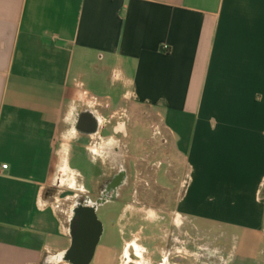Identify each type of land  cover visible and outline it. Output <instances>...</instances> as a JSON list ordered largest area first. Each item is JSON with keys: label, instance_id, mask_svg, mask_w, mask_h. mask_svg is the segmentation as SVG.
Listing matches in <instances>:
<instances>
[{"label": "crops", "instance_id": "1", "mask_svg": "<svg viewBox=\"0 0 264 264\" xmlns=\"http://www.w3.org/2000/svg\"><path fill=\"white\" fill-rule=\"evenodd\" d=\"M150 117L187 227L240 236L236 264H260L264 0H0V264H70L77 196L117 152L146 170L149 141L133 151L116 129Z\"/></svg>", "mask_w": 264, "mask_h": 264}, {"label": "flooded vegetation", "instance_id": "2", "mask_svg": "<svg viewBox=\"0 0 264 264\" xmlns=\"http://www.w3.org/2000/svg\"><path fill=\"white\" fill-rule=\"evenodd\" d=\"M80 122L85 130L90 128L87 116ZM116 130L123 133L125 137L128 136V130L124 125H119ZM157 148L158 145L154 144L150 151L151 161L146 170L138 166L130 150L127 154L117 152L116 156L112 158L111 176L91 193H81L77 196L71 217L73 242L70 248L61 255L64 261L70 264H79L72 261L70 257L79 239L84 242L92 240L95 231L92 216L101 227L102 234L89 264H98L95 259L101 251H106L114 259L107 264H145V258L150 256L144 246V241L147 238L144 237L143 222L145 221L152 224L168 223L162 227L163 235L154 237L155 249L160 255V259L157 263L153 261L150 264H185L176 261V257L182 256V253L186 259H191L194 256L197 264H236L240 260V244H242L240 236L238 238L230 237L231 251H227V253L216 251L210 255L214 249L210 248L207 234L197 230L192 231L191 227H187L184 217L179 216L176 212L175 190L171 186L163 187L156 178L159 166L156 160L153 161V157ZM165 164V169L168 170L171 164L169 161H165ZM145 177L149 178L148 181L143 179ZM167 177L169 183L173 184L172 177L169 175ZM116 203L122 207V211L116 215L121 244L100 246L105 226L99 219V211L105 205ZM150 215L154 218H148ZM181 227L184 230L179 229L180 231H178V228ZM194 233L196 237H194ZM182 237L184 240L180 241ZM221 240L224 242L228 238L224 236ZM193 248L198 250L193 253ZM226 256L228 258L225 263ZM262 260L261 264H264V259ZM246 262L249 263L251 260L248 258Z\"/></svg>", "mask_w": 264, "mask_h": 264}, {"label": "rangeland", "instance_id": "3", "mask_svg": "<svg viewBox=\"0 0 264 264\" xmlns=\"http://www.w3.org/2000/svg\"><path fill=\"white\" fill-rule=\"evenodd\" d=\"M116 105L117 103H115V106ZM150 118L151 119L149 118H146L145 120L143 119V121H139V122L134 121V120L133 121L131 120L129 122V125H128L129 135L127 138H123V139L127 142V144L131 146L133 151H136V152L141 151V149L144 146V145L142 146L141 141H147V140L149 141L148 144L145 143L147 145L145 146L148 147V149L152 148L154 144L161 145V146L163 145L162 144L163 143L162 134L158 132L157 129L155 128L156 125L154 124L155 120L153 119V117H150ZM162 157L165 158L166 156H162ZM169 157L171 159L173 158L172 153L169 155ZM72 165L78 166L80 169H82L84 173L86 174V176L94 174V168L92 169V165L90 161L88 160L87 154L84 152V150L77 152L76 154L75 153L73 154ZM121 211H122V207L120 206V204H117V203L105 205L100 209L99 219L103 222L105 226L104 235L102 236L100 243H99L100 246L109 245V244H118V245L121 244V234L119 232V227L116 222L117 221L116 215ZM148 218L153 219L154 217L152 218L148 216ZM164 224H168V223L161 222V223L152 224L147 221L143 222V226L145 227L144 237L145 238L147 237L146 240L144 241V246L147 249V253L150 255L145 258L144 260L145 264H150L153 261L157 263L158 260L160 259V255L155 249L154 237L163 235L162 227L164 226ZM179 229L182 231L184 230V228L182 227L178 228V231H180ZM235 231L239 232L240 234H243L244 232L242 229H236ZM194 237H196L195 233H194ZM221 237H222V234L217 232L216 235L208 238L210 248L214 249V251H212L210 255H213V253H216V251L220 253L222 251H224L225 253H227V251H231L232 245L229 241L230 238L227 241L223 242V240L221 239H223L224 236L222 238ZM182 240H184L183 237L181 238L180 241ZM198 245H201V244L198 243ZM196 250L198 249L193 248V253ZM183 255L184 254L182 253V256H177L176 261L185 263V264H197V260L195 259L194 256L191 259H186ZM227 258L228 257L226 256L225 263L227 261ZM262 259H264V255H262L260 264L263 261Z\"/></svg>", "mask_w": 264, "mask_h": 264}, {"label": "water", "instance_id": "4", "mask_svg": "<svg viewBox=\"0 0 264 264\" xmlns=\"http://www.w3.org/2000/svg\"><path fill=\"white\" fill-rule=\"evenodd\" d=\"M92 219L95 225V231L93 233L92 240L89 242H84L82 239H79V241H77L75 248L73 249V254L70 257L72 261H75L79 264L90 263L95 247L102 234V229L99 226V224L95 221V218L93 216ZM58 260L59 258L54 259L53 260L54 264H56Z\"/></svg>", "mask_w": 264, "mask_h": 264}, {"label": "built area", "instance_id": "5", "mask_svg": "<svg viewBox=\"0 0 264 264\" xmlns=\"http://www.w3.org/2000/svg\"><path fill=\"white\" fill-rule=\"evenodd\" d=\"M9 165L8 164H0V173L8 169Z\"/></svg>", "mask_w": 264, "mask_h": 264}]
</instances>
